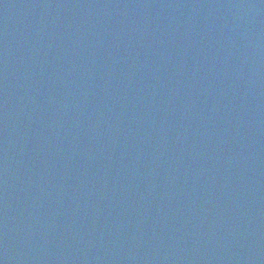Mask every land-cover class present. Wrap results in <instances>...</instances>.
Returning <instances> with one entry per match:
<instances>
[{
    "label": "water",
    "instance_id": "water-1",
    "mask_svg": "<svg viewBox=\"0 0 264 264\" xmlns=\"http://www.w3.org/2000/svg\"><path fill=\"white\" fill-rule=\"evenodd\" d=\"M0 264H264V0H0Z\"/></svg>",
    "mask_w": 264,
    "mask_h": 264
}]
</instances>
